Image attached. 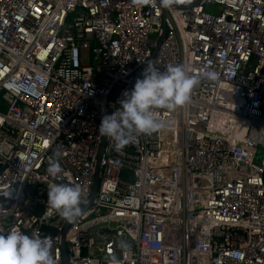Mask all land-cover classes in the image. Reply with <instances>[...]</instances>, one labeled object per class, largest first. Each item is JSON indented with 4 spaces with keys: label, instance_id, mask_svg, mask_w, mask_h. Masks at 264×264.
<instances>
[{
    "label": "built area",
    "instance_id": "2783aa9c",
    "mask_svg": "<svg viewBox=\"0 0 264 264\" xmlns=\"http://www.w3.org/2000/svg\"><path fill=\"white\" fill-rule=\"evenodd\" d=\"M149 60L199 83L117 151L100 119ZM102 143L69 264H264V0H0V232L54 229L63 264L46 190L86 202Z\"/></svg>",
    "mask_w": 264,
    "mask_h": 264
},
{
    "label": "clouds",
    "instance_id": "9594fccd",
    "mask_svg": "<svg viewBox=\"0 0 264 264\" xmlns=\"http://www.w3.org/2000/svg\"><path fill=\"white\" fill-rule=\"evenodd\" d=\"M164 9L172 7L176 0H159ZM143 3V0H136ZM203 78L215 81L213 71L201 73ZM199 77L190 74L182 64L167 65L160 70L151 60L147 61L141 74L130 90L122 93L118 107L111 114H104L98 125L101 137L109 138L115 150H121L135 136L157 131L163 123L154 109L175 110L190 102L191 92L199 83ZM61 171L53 162L47 169L55 177ZM47 205L65 221L71 222L81 213L82 189L78 184H50L46 190ZM53 241L42 238L39 232L28 235L19 228L7 233L0 232V264H58L52 254Z\"/></svg>",
    "mask_w": 264,
    "mask_h": 264
},
{
    "label": "water",
    "instance_id": "95a60500",
    "mask_svg": "<svg viewBox=\"0 0 264 264\" xmlns=\"http://www.w3.org/2000/svg\"><path fill=\"white\" fill-rule=\"evenodd\" d=\"M102 147H103V143L101 145V148H100V151H99V154H98V158H97V161H96L95 172H94V182H93V186H92V189H91V193H90L88 199L86 200V202H84L81 205V211H83L89 205H91L92 200L94 199V197L96 195V192L98 190V174H99V171H100V159H101ZM69 224H70V222L66 221L64 223L63 229L61 231L60 248H61L63 264H69L67 250H66V243H65V232H66ZM43 234H55V230L52 229V228H47V227L43 226V227H41V235H43Z\"/></svg>",
    "mask_w": 264,
    "mask_h": 264
}]
</instances>
